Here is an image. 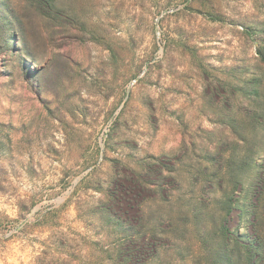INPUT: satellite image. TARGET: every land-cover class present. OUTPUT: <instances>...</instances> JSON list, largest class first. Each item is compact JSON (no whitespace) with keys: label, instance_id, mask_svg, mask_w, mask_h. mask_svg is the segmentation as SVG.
Here are the masks:
<instances>
[{"label":"rangeland","instance_id":"374dc122","mask_svg":"<svg viewBox=\"0 0 264 264\" xmlns=\"http://www.w3.org/2000/svg\"><path fill=\"white\" fill-rule=\"evenodd\" d=\"M260 43L264 0H0V264H107L112 216L147 264H264L226 245L255 236Z\"/></svg>","mask_w":264,"mask_h":264},{"label":"trees","instance_id":"16d2710c","mask_svg":"<svg viewBox=\"0 0 264 264\" xmlns=\"http://www.w3.org/2000/svg\"><path fill=\"white\" fill-rule=\"evenodd\" d=\"M247 30L252 33V31H255L252 29L250 31L249 27H246ZM256 54H257V62L259 66H264V44H258L256 47ZM254 77V76H253ZM255 87L251 89L250 92L247 93V87H245V92L250 101H254L256 99L264 98V81L258 80L257 77L255 79ZM244 90V89H243ZM246 147L248 148L249 153L251 156L253 155V161L258 157L259 153L262 151L263 146L258 145L257 147H253V145L247 143V140L243 137L241 139ZM260 174L254 181L255 183V189H256V202L252 203L253 208V214L255 217V222L253 223L255 236L254 239H248L247 244H244L243 241L247 239L245 236L237 235L235 238L229 237L226 245L234 241L235 244L240 245L244 249H253L256 252H262L264 251V163L262 166H260ZM231 191L236 192V185L234 183H231ZM255 191V190H254ZM253 196V195H252ZM255 198V195H254ZM218 205H222L223 201L226 199L225 192L222 197L219 198ZM229 210L228 207L224 208L223 206H220L217 210V220L225 219L228 215ZM207 218V215L204 213V220ZM212 222H216L215 218L212 217ZM205 223L208 224L207 219L205 220ZM111 224V235H113V241L114 244L111 248H108L103 251V257L106 259L107 264H147V261L149 259H146L145 261H141L143 259H140L144 254H142V243L141 240L138 238V232L133 230V225L131 223L126 222L125 220H119L115 217H111L110 223ZM216 224L213 225L211 228V232L206 234L203 239V243L205 245H208L207 251H210L214 248L219 247L217 244L222 240L223 236L225 235L226 228L219 227L216 229ZM208 227L204 226V232L208 231ZM198 231L202 232L201 228L198 229ZM216 233L218 235L216 236ZM217 237V242L215 245H212V240ZM151 254L149 255V258H156L159 252L158 246L152 244L151 245ZM226 249V248H225ZM226 251V250H225ZM208 263L212 264L213 261H210V255H208ZM227 257V256H226ZM224 257V254L222 255V258ZM212 262V263H211ZM149 263V262H148ZM48 264V263H47ZM218 264V262H217ZM228 262L226 261V263Z\"/></svg>","mask_w":264,"mask_h":264}]
</instances>
